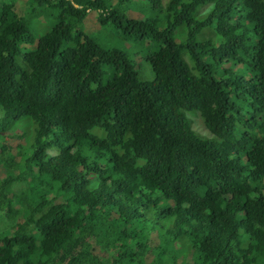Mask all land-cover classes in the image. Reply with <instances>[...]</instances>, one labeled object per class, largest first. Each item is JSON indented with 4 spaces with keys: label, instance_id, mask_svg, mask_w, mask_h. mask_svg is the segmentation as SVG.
I'll return each instance as SVG.
<instances>
[{
    "label": "trees",
    "instance_id": "trees-1",
    "mask_svg": "<svg viewBox=\"0 0 264 264\" xmlns=\"http://www.w3.org/2000/svg\"><path fill=\"white\" fill-rule=\"evenodd\" d=\"M14 2L0 0V264H264V0H150L143 20L132 0H27L22 16ZM93 11L154 43L152 80L82 29Z\"/></svg>",
    "mask_w": 264,
    "mask_h": 264
},
{
    "label": "rangeland",
    "instance_id": "rangeland-1",
    "mask_svg": "<svg viewBox=\"0 0 264 264\" xmlns=\"http://www.w3.org/2000/svg\"><path fill=\"white\" fill-rule=\"evenodd\" d=\"M150 0H132L131 3H128V5L124 8L126 9L125 13L128 17L143 20L145 18L152 17V14L155 13V9L153 7H150L149 4ZM162 3V6L165 5L166 1H161L160 5ZM27 6V0H15L14 2V10L19 15H23L24 10ZM157 11L159 8H156ZM98 13L95 11L90 12L87 17L85 18V21L82 23V29L90 36L96 38L100 44L106 48V49H119L123 51L127 56L130 62L134 63L136 67H138V73L140 76V79L143 81H149L153 79V71L151 64L148 60L144 59V55L147 54L149 51L154 50V43L151 41H148L145 37H141L137 34H126L124 32V29L117 28L113 24H106L101 25L98 21ZM160 17V15H158ZM47 21V20H46ZM26 25L28 26L30 31H37L39 30V22L35 19H28L26 21ZM50 28V25H45V29L43 32L47 31ZM33 36L35 38V42L37 41L36 37L37 34H34ZM23 46H26L28 48L33 47V43H26L23 42ZM30 46V47H29ZM136 54V57H135ZM134 58H132V57ZM140 57V58H139ZM18 63H21V56H17L16 58ZM239 73V71H237ZM112 69L109 65H104L102 67V79H101V85L105 84L106 81L111 77ZM193 113L198 114V111L195 110ZM193 120V128L194 130L199 134H206V130H204L202 123L199 121L197 117L192 118ZM16 123L21 124V126L25 129L27 128L28 124H31L30 121L27 118H23L20 121H17ZM19 129V128H18ZM15 129L13 131L6 132L8 135V138L6 139V144L10 150L15 149L18 145H22L25 147V140L22 138H19V136H22L21 131ZM206 131V132H205ZM7 175L5 173V167L0 163V179L5 178ZM16 189V188H14ZM9 217L5 214L0 216V231L6 232L7 228L6 223L10 222ZM94 252L100 256L103 254L100 253L97 249H94Z\"/></svg>",
    "mask_w": 264,
    "mask_h": 264
},
{
    "label": "clouds",
    "instance_id": "clouds-1",
    "mask_svg": "<svg viewBox=\"0 0 264 264\" xmlns=\"http://www.w3.org/2000/svg\"><path fill=\"white\" fill-rule=\"evenodd\" d=\"M20 65H21V63H20ZM194 117H197L198 119H199V121L201 122V119H200V117H199V114H196V113H194L193 115H192V118H194ZM192 122H193V120H192ZM202 123V122H201ZM203 125V124H202ZM204 128V127H203ZM206 132V131H205ZM206 134H207V132H206ZM200 135H202V136H206V137H209V135L207 134V135H204V134H200ZM137 207H135L133 204H131V206H130V210H134V209H136Z\"/></svg>",
    "mask_w": 264,
    "mask_h": 264
},
{
    "label": "bare ground",
    "instance_id": "bare-ground-1",
    "mask_svg": "<svg viewBox=\"0 0 264 264\" xmlns=\"http://www.w3.org/2000/svg\"><path fill=\"white\" fill-rule=\"evenodd\" d=\"M205 130V129H204ZM207 130V129H206ZM160 173V172H159Z\"/></svg>",
    "mask_w": 264,
    "mask_h": 264
}]
</instances>
